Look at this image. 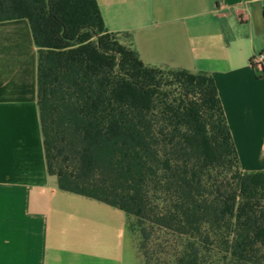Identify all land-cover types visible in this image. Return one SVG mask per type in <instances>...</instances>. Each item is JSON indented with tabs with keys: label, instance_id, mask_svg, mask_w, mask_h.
I'll return each mask as SVG.
<instances>
[{
	"label": "trees",
	"instance_id": "1",
	"mask_svg": "<svg viewBox=\"0 0 264 264\" xmlns=\"http://www.w3.org/2000/svg\"><path fill=\"white\" fill-rule=\"evenodd\" d=\"M13 18L29 20L38 47L61 189L125 211L142 264H264V170L241 169L212 75L145 64L97 0H0V20ZM148 227L170 237L158 251Z\"/></svg>",
	"mask_w": 264,
	"mask_h": 264
},
{
	"label": "crops",
	"instance_id": "2",
	"mask_svg": "<svg viewBox=\"0 0 264 264\" xmlns=\"http://www.w3.org/2000/svg\"><path fill=\"white\" fill-rule=\"evenodd\" d=\"M150 66L213 76L245 172L264 170V0H97ZM27 18L0 20V264H142L125 211L49 173Z\"/></svg>",
	"mask_w": 264,
	"mask_h": 264
},
{
	"label": "rangeland",
	"instance_id": "3",
	"mask_svg": "<svg viewBox=\"0 0 264 264\" xmlns=\"http://www.w3.org/2000/svg\"><path fill=\"white\" fill-rule=\"evenodd\" d=\"M116 39L120 42V44L124 45L126 48L131 49V42L129 37L126 34H117L116 35ZM169 80H172L171 75L165 74L162 82L164 84H167L169 82ZM234 170V169H233ZM133 219L131 218V221ZM150 232L152 233L151 235V241L149 243V249L152 252L158 251L159 247L157 245L158 240H156L158 237H160V239H168L169 236H166L163 232H160L158 230H152L150 227H148ZM133 236L135 238L136 244H138L139 242V232L137 230H135L133 232ZM170 238V237H169ZM162 248L163 253H165L163 256H166L165 258H168L167 256L169 255V252H171V248L170 246L166 244H164ZM164 258V257H163Z\"/></svg>",
	"mask_w": 264,
	"mask_h": 264
},
{
	"label": "built area",
	"instance_id": "4",
	"mask_svg": "<svg viewBox=\"0 0 264 264\" xmlns=\"http://www.w3.org/2000/svg\"><path fill=\"white\" fill-rule=\"evenodd\" d=\"M251 65L261 72H264V49L254 54L250 60Z\"/></svg>",
	"mask_w": 264,
	"mask_h": 264
}]
</instances>
